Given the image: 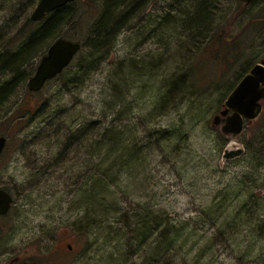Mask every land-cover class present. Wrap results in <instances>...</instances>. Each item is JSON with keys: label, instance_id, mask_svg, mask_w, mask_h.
<instances>
[{"label": "rangeland", "instance_id": "rangeland-1", "mask_svg": "<svg viewBox=\"0 0 264 264\" xmlns=\"http://www.w3.org/2000/svg\"><path fill=\"white\" fill-rule=\"evenodd\" d=\"M39 1H0V54L18 49L17 34ZM196 1H146L94 71H80L72 81L76 59L66 77L38 93L29 92V79L0 109V137L8 139L0 188L14 198L0 222V264H9L14 249L13 256L23 252L39 261L47 255V264H147L159 234L156 223L145 247L129 242H135L130 217L137 209H146L149 220L168 218L183 239L189 235L175 264H264V112L240 136L212 125L228 95L264 60V0L248 6L213 0L203 42L194 45L174 21L185 19ZM97 5L87 8L88 21L67 25L59 37L85 45ZM8 78L0 75L2 82ZM176 80L183 84L171 90ZM115 88L122 92L120 107ZM66 110L85 122L121 117L116 122L134 138L152 144L137 171L113 187L106 216L83 207L80 172L86 168L59 164ZM239 148V158H224ZM120 208L125 218L126 211L115 213Z\"/></svg>", "mask_w": 264, "mask_h": 264}, {"label": "trees", "instance_id": "trees-1", "mask_svg": "<svg viewBox=\"0 0 264 264\" xmlns=\"http://www.w3.org/2000/svg\"><path fill=\"white\" fill-rule=\"evenodd\" d=\"M146 1L149 0H77L55 10L41 22H34L31 17H28L16 37V40L19 39L18 42H20L18 49L15 52L8 50L0 54V75L9 77L6 82L0 80V109H3L19 90L24 89L27 81L35 72L36 60L44 56L50 45L60 38L61 30L72 23L80 24L88 21L86 20L87 15L91 11L87 8H92V5L97 3L99 9L95 8V11H98V16H95L96 21L91 29V35L75 58L78 61L76 63L77 70L72 81L81 77L83 72L89 73L95 70L110 43L115 41L132 15L143 4H146ZM213 4V0H197L193 4V8L186 14L185 19L174 21L175 24L184 27L190 43L199 45L203 42V26L207 27L210 24L209 17ZM67 69L54 80L66 77L69 74L66 72ZM80 71L82 72L79 73ZM182 84V80H176L172 84L174 88L171 90H176ZM115 91H117L114 92L117 102L114 103L120 107L123 103L120 98L122 92L117 88ZM69 111L66 110V115L63 112L65 116L60 117L65 121L61 125L62 127L64 124L61 129L64 142L60 150L62 158L60 161L62 162L59 164L65 167L70 165L69 167L74 170L81 167L86 168L80 172L83 182L80 184L79 195L86 201L83 203V207L89 208V215L106 216L109 211L108 201L116 196L115 191L112 190L113 187L120 188L124 175L137 171L142 165L139 162L151 154L152 144H150L149 138H145L142 142L136 137L134 138L132 129L127 126L123 127L121 123L116 122L121 117H116L112 123L85 122L77 116V112ZM122 112L123 110L120 108L118 113L122 114ZM23 118V116H19L17 123ZM119 199L120 197H118V202H120ZM114 211L120 214L126 210L120 208ZM148 213L146 209L145 211L137 209L135 214L130 217L136 221V226L134 227L135 242L131 239L129 242L136 244L139 248L145 247L150 235L156 229L159 236L154 242L156 246L148 263L175 264L177 258L181 257L185 251L189 235L183 239L182 231L171 230L173 227H171L168 218L159 215L157 218L149 220L145 217V214ZM127 214L126 211L122 217L125 218ZM229 221L226 220V223ZM149 231H151L150 235ZM187 251L185 255L188 254Z\"/></svg>", "mask_w": 264, "mask_h": 264}, {"label": "water", "instance_id": "water-1", "mask_svg": "<svg viewBox=\"0 0 264 264\" xmlns=\"http://www.w3.org/2000/svg\"><path fill=\"white\" fill-rule=\"evenodd\" d=\"M77 0H40L31 15L34 22L43 21L49 14ZM252 4L255 0H238ZM82 49V44L58 38L41 58L34 76L28 82L30 92L41 91L47 82L55 79L70 66ZM264 103V60L255 65L239 82L224 102V109L215 116L212 125L221 126L227 136H240L247 123L256 121L263 112ZM224 119V122H222ZM7 144L5 136L0 137V156ZM244 153L243 149L225 151L224 158L233 160ZM13 198L0 189V215H6L12 207ZM26 264V263H23Z\"/></svg>", "mask_w": 264, "mask_h": 264}, {"label": "flooded vegetation", "instance_id": "flooded-vegetation-1", "mask_svg": "<svg viewBox=\"0 0 264 264\" xmlns=\"http://www.w3.org/2000/svg\"><path fill=\"white\" fill-rule=\"evenodd\" d=\"M10 214V213H9ZM9 214L7 215H4V216H1L0 215V222H6L5 219L9 216ZM9 222H7V225H8ZM4 230V227L3 225L1 226L0 228V232H2ZM69 250L72 251L73 250V247L70 245L69 247ZM26 250V249H24ZM28 252V251H26ZM13 254H15V249L12 251ZM12 254V258L9 262V264H23V263H26V264H40V261L43 260V263L47 264L46 262L48 261L47 259V255L43 256L42 259L39 261L38 259L36 258H33L31 257L30 255H25L23 252L21 253V255H14L13 256Z\"/></svg>", "mask_w": 264, "mask_h": 264}, {"label": "bare ground", "instance_id": "bare-ground-1", "mask_svg": "<svg viewBox=\"0 0 264 264\" xmlns=\"http://www.w3.org/2000/svg\"><path fill=\"white\" fill-rule=\"evenodd\" d=\"M255 2H256V0H255L253 3H255ZM253 3H252V4H253ZM245 5H247V4H245ZM248 5H251V4H248ZM248 5H247V6H248Z\"/></svg>", "mask_w": 264, "mask_h": 264}]
</instances>
